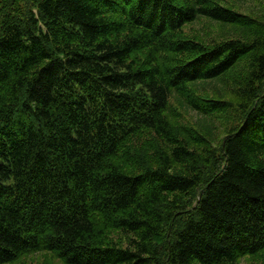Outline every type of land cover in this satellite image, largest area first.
<instances>
[{"label": "trees", "instance_id": "16d2710c", "mask_svg": "<svg viewBox=\"0 0 264 264\" xmlns=\"http://www.w3.org/2000/svg\"><path fill=\"white\" fill-rule=\"evenodd\" d=\"M196 19L216 32L181 33ZM261 249L264 8L0 0V264H230Z\"/></svg>", "mask_w": 264, "mask_h": 264}, {"label": "rangeland", "instance_id": "374dc122", "mask_svg": "<svg viewBox=\"0 0 264 264\" xmlns=\"http://www.w3.org/2000/svg\"><path fill=\"white\" fill-rule=\"evenodd\" d=\"M223 1H228L229 3H233L235 4L238 8H240L241 10L244 11H250V12H259L261 11V9L264 8V0H223ZM216 32V29L214 27V25H210L209 23H207L204 19H196L191 23L185 24L183 26L182 32L184 35H188V36H192L193 34H201L204 37H210L212 36L214 33ZM212 89V88H210ZM203 94H207V95H214V92L212 91H203ZM174 106V104H172ZM197 114L195 113V111H193L192 109H188V111L183 112L180 114L178 121L179 122H185L188 125L193 126L194 125V121L195 119H197ZM216 132L214 135V139L211 140V147L213 148V150H215L216 153H218L220 151L219 149V141L221 139V137L223 136V120H217L216 121ZM192 198L189 200V196L186 195L184 197H180L179 199L181 200L180 204H184V202L187 205H191V203L193 204L195 199H194V195L191 196ZM193 207V205H192ZM189 206L185 209H178L177 212L175 213V215L173 216L172 219L173 222L171 224V231H174V229L176 228V226H178V223L184 219L185 217H187L190 214V210H189ZM165 211L170 210L171 208L166 205L165 206ZM178 222V223H176ZM168 233V231H167ZM126 235V234H125ZM124 234L123 237L124 239H126ZM169 236V235H168ZM44 252H39V253H34L31 254L30 258H23L25 264H47V262L49 264H62L61 261L56 258L53 257V259L50 261V259H47V262L45 261V257L43 256ZM48 254V253H46ZM51 262V263H50ZM230 264H264V249H261L257 252H253V253H245L241 256H239L238 258H236L232 263Z\"/></svg>", "mask_w": 264, "mask_h": 264}]
</instances>
